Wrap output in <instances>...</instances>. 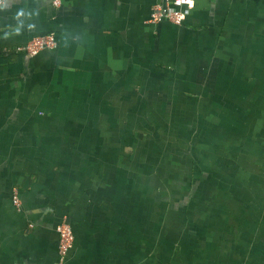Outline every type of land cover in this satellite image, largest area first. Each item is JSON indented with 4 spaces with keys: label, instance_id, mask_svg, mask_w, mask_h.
<instances>
[{
    "label": "crops",
    "instance_id": "1",
    "mask_svg": "<svg viewBox=\"0 0 264 264\" xmlns=\"http://www.w3.org/2000/svg\"><path fill=\"white\" fill-rule=\"evenodd\" d=\"M163 2L0 4V264H264V0Z\"/></svg>",
    "mask_w": 264,
    "mask_h": 264
},
{
    "label": "built area",
    "instance_id": "2",
    "mask_svg": "<svg viewBox=\"0 0 264 264\" xmlns=\"http://www.w3.org/2000/svg\"><path fill=\"white\" fill-rule=\"evenodd\" d=\"M4 0H0V4ZM196 0H164L163 3H157L152 10L150 21L159 23L169 21L176 25H182L187 17L188 10L195 7ZM57 37L54 33L40 35L32 38L27 44L17 48L18 51L26 52L30 55H37L42 50L54 49L57 46ZM15 202L19 203L18 192L14 196ZM59 232V253L62 257L68 255L75 244V233L72 225L64 218L58 225Z\"/></svg>",
    "mask_w": 264,
    "mask_h": 264
}]
</instances>
